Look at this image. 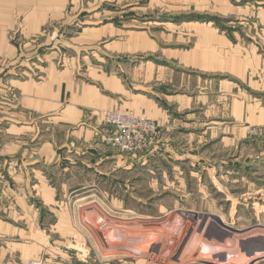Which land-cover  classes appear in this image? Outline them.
Returning a JSON list of instances; mask_svg holds the SVG:
<instances>
[{"label":"crops","instance_id":"crops-1","mask_svg":"<svg viewBox=\"0 0 264 264\" xmlns=\"http://www.w3.org/2000/svg\"><path fill=\"white\" fill-rule=\"evenodd\" d=\"M116 1L123 3L118 12L124 15L127 9L184 14L150 15L142 23L160 29L153 36L125 29L117 19L115 25L106 21L79 35L55 37L54 30L53 36L36 39L48 22L64 29L75 24L77 0H0V214L5 219L0 218V264H17L52 237L51 228L39 232L29 222L38 212L30 199L47 205L50 216L59 212L55 189L60 187L62 127L88 140L102 133L100 109H128L158 123L161 144L168 135L195 148L208 141L216 146L218 124H264L256 95L264 92V3ZM79 42L99 49L87 57L91 62L71 52ZM64 45L69 52H61ZM238 87L254 93L258 102L240 90L236 95ZM221 133L231 138L229 131ZM206 165L213 173L220 168ZM34 189L39 196L31 195ZM30 234L40 239L30 241Z\"/></svg>","mask_w":264,"mask_h":264},{"label":"rangeland","instance_id":"rangeland-1","mask_svg":"<svg viewBox=\"0 0 264 264\" xmlns=\"http://www.w3.org/2000/svg\"><path fill=\"white\" fill-rule=\"evenodd\" d=\"M251 1L264 3V0ZM118 3L77 0L75 24L64 29L53 28L48 22L36 39L53 36L54 30L55 37L79 35L83 29L106 21L115 25L117 19L125 29L146 30L153 36L160 29L142 23L150 15L165 19L183 13L141 14L127 9L124 15L118 12L123 3ZM104 10L109 13L102 17L100 12ZM14 31V36H19V29ZM85 47L79 42L71 52L78 58L91 57L94 51L99 53V49ZM59 49L70 50L67 45ZM77 65L83 69V59ZM238 90L245 93L238 87L236 95ZM245 94L252 102H258L254 93ZM256 95L261 98L262 107L257 109L264 114V92ZM103 111L130 112L147 118L155 123L156 132L149 136L145 146L122 150L108 141L116 127L103 118ZM98 114L103 137L102 133L94 134L85 140L84 135H71L62 127L60 187L55 189L61 200L59 212L54 216L45 213L48 206L34 197L40 195L38 189L31 192L34 199H30L40 215L38 212L35 218L31 215L29 222L39 232L40 228L49 233L51 228L52 237L45 247L39 245L29 257L16 260L17 264H220L199 258L194 249L201 245L240 249L256 238L264 243V124L243 121L224 127L218 124L216 146L208 141L191 148L188 140L173 142L168 135L161 144L158 123L146 115L128 109H100ZM227 131L231 138L221 133ZM210 163L220 164V168L210 172V166L204 168ZM210 215L219 217L223 224ZM3 216L0 214L5 220ZM109 226L117 229L108 231ZM183 234L189 238L181 237ZM39 239L38 235L30 234V241ZM52 244L60 246L61 251L47 246ZM239 260L240 264H264V253L244 254Z\"/></svg>","mask_w":264,"mask_h":264},{"label":"built area","instance_id":"built-area-1","mask_svg":"<svg viewBox=\"0 0 264 264\" xmlns=\"http://www.w3.org/2000/svg\"><path fill=\"white\" fill-rule=\"evenodd\" d=\"M103 118L116 127L108 141L122 150L145 146L149 136L156 132V125L152 120L130 112L103 111Z\"/></svg>","mask_w":264,"mask_h":264},{"label":"bare ground","instance_id":"bare-ground-1","mask_svg":"<svg viewBox=\"0 0 264 264\" xmlns=\"http://www.w3.org/2000/svg\"><path fill=\"white\" fill-rule=\"evenodd\" d=\"M193 214L196 215V213H193ZM179 215H180V212H179ZM210 217L212 219H216V221H218V224H220L222 222L219 219V217H217V216L210 215ZM182 219H183V217H182ZM183 224H184V219H183ZM222 224H223V222H222ZM226 227L231 231L237 232L236 230H233L232 228H230L228 226H226ZM114 229H117V228L110 227V226L106 228V230H108V231H112ZM181 237L186 238V239L189 238V236L186 237L184 234ZM261 242L262 241L259 238H256L254 240L247 242L242 248L234 249V250H232V249L221 250L220 248L218 249V248H214V247H213L214 248L213 249L210 246H206V245H201V247L199 246V248L197 247L194 250L196 251L197 254H199V256H201V257H199L201 259H209V260H212V261L220 263V264H240V263H242L239 260V258H241V255H244V254L257 255V254L264 253V243H261ZM244 243H242V244H244ZM145 254L147 255L148 253L146 252ZM199 258H197V259H199ZM251 261H249V262H251ZM247 264H249V263H247Z\"/></svg>","mask_w":264,"mask_h":264}]
</instances>
